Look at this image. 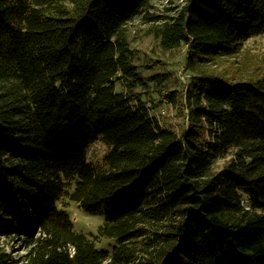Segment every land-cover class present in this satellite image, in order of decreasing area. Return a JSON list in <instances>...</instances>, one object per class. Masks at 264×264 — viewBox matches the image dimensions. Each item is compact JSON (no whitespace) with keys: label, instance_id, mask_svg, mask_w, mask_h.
I'll return each instance as SVG.
<instances>
[{"label":"trees","instance_id":"trees-1","mask_svg":"<svg viewBox=\"0 0 264 264\" xmlns=\"http://www.w3.org/2000/svg\"><path fill=\"white\" fill-rule=\"evenodd\" d=\"M157 1L0 0V264H264V72H220L264 35V0ZM136 20L186 47L181 89L139 64ZM71 203L104 213L112 255Z\"/></svg>","mask_w":264,"mask_h":264},{"label":"rangeland","instance_id":"rangeland-1","mask_svg":"<svg viewBox=\"0 0 264 264\" xmlns=\"http://www.w3.org/2000/svg\"><path fill=\"white\" fill-rule=\"evenodd\" d=\"M181 0H165L155 2L156 8L151 11L153 15L167 14V9L179 6ZM168 14H174L169 12ZM153 24H144L141 20L133 22L130 29L132 47L137 50V56L141 60L139 64H150L153 68L150 72H167L172 75V85L181 89L183 83L189 82L190 75L186 76L184 64L187 49L185 46L165 52L162 50L159 41L150 34ZM220 72L234 75L237 79L248 80L258 77L264 72V35L252 38L245 44L244 52L236 59H231L222 65ZM181 74L183 76L181 77ZM184 78V79H182ZM175 82V84H174ZM147 97V98H146ZM148 102H152V97L146 96ZM158 99L154 96L153 99ZM154 99V100H155ZM157 102V100H155ZM153 115L158 116L162 123H168L174 127L182 124V120L177 117L174 108L167 103H158ZM109 151L108 144L99 138L88 150V160L96 168L104 167V156ZM224 161H220L217 166H223ZM66 212L70 215L74 228L77 232L85 234L94 241L101 251L113 254L118 240L111 237H103L99 234V227L103 225L105 216L103 214L91 215L83 211L76 203H71L66 207Z\"/></svg>","mask_w":264,"mask_h":264},{"label":"built area","instance_id":"built-area-1","mask_svg":"<svg viewBox=\"0 0 264 264\" xmlns=\"http://www.w3.org/2000/svg\"><path fill=\"white\" fill-rule=\"evenodd\" d=\"M183 76V74H181V77ZM187 76V75H186ZM182 79H184V78H182Z\"/></svg>","mask_w":264,"mask_h":264}]
</instances>
